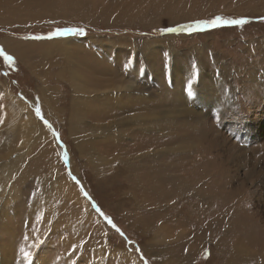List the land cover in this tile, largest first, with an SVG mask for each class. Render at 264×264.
<instances>
[{"label": "rangeland", "instance_id": "rangeland-1", "mask_svg": "<svg viewBox=\"0 0 264 264\" xmlns=\"http://www.w3.org/2000/svg\"><path fill=\"white\" fill-rule=\"evenodd\" d=\"M40 2L0 3V49L18 62L15 70L0 62V264H24L21 247L31 253V264H231L220 246L232 248L236 236L221 237L218 246L208 233L219 232L220 211L232 212L221 227L232 220L244 226L253 216L264 227V161L252 166L264 155V0H77L78 9L58 0ZM180 4L184 10L173 11L181 14H171ZM229 15L246 23L203 33L167 31ZM60 22L94 29L84 36L34 38ZM109 29L165 33L120 36ZM8 40L10 48L1 43ZM189 80L194 96L204 97L196 102L183 93L192 113H170L164 120H175L181 137L193 131L189 142L181 139L172 148L192 145L200 156L178 165L196 174L191 168L198 157L218 172V153H247L235 164H220L227 200L219 196L207 210L190 182L159 181L168 199L157 200L152 192L143 197L130 170L120 171L117 162L95 170L85 153L107 162L113 154L140 150L138 128L121 123L141 115L143 96L152 115L162 117L155 101L177 92L174 85L186 88ZM253 85L255 98L248 95ZM168 101L162 105L170 108ZM183 118L192 120L189 127L178 122ZM123 136L121 145L108 141ZM243 239L247 244L248 236L238 241Z\"/></svg>", "mask_w": 264, "mask_h": 264}, {"label": "bare ground", "instance_id": "bare-ground-1", "mask_svg": "<svg viewBox=\"0 0 264 264\" xmlns=\"http://www.w3.org/2000/svg\"><path fill=\"white\" fill-rule=\"evenodd\" d=\"M6 1L7 0H0V3L6 2ZM158 1H160V0H158ZM35 2L41 3L40 0H35ZM76 3H77V0H58V2H57V4H59V5L65 6V4H67L68 6L71 5L73 8L78 9L77 8L78 5H76ZM181 7H182V4H180L179 7L176 6V7L171 8L170 13L175 15V16H177V14L180 15L182 11L179 12V11H173V10L174 9L180 10V9H182ZM182 10H184V9H182ZM89 11L91 12V8H89ZM72 12L75 15L78 14L77 10L72 11ZM133 17H134V19L136 18L135 16H133ZM128 20L130 21V19H128ZM8 42H9V40L6 42L2 41L1 43L5 47L10 48L8 46ZM16 50L20 51V49H16ZM19 56H21V55L19 54ZM192 81L193 80H191V82ZM193 87H195V86H192V88ZM174 88L176 89L177 92H175V93L173 92L172 96H170V95L168 96L166 94L161 95V97L155 101L154 108H155V106H156V108L154 111L156 113H159L160 115H163L162 117H157L155 115H152V111H151L152 109L150 108V103H148L146 101V97L143 96V99H144V100L142 99L143 103L141 104V106H139L140 108L138 107V109H140V110L142 109L141 115L138 116L137 119H127V120L124 119L126 121L121 123V125L126 124L124 126H121V128L125 127V126H129V125H132L133 127L138 128L135 131L137 133V137H138V139H143V145L141 146L140 150H137V151H131V149L129 151L125 150L126 154L124 153V155H122L123 157H121V153L120 154H113L110 158H108L107 162H105V160H104L105 158H103V159L101 158L102 156L101 157L99 156L100 160L98 162H95L94 156L90 155V153H88V152H85L86 157L88 159H91V162H93L96 165L95 170L100 169V167H102L100 165H104L107 167L109 165H114V164H112L113 162L114 163L117 162V164H119V166H120L119 170L120 171H123L125 168L130 170L131 172H130L129 177H131L132 182L135 184L134 186L143 187L142 188L143 192H144L143 197H148L147 194H150L152 192L151 195L153 196V198H155L157 200L158 199L164 200L165 198H167V197H162V191L158 189V187H160L159 181L164 182V181L170 180L172 182H176V181L182 179L185 182H190V184H193V187H194L191 189L192 195L198 199L200 206H202L203 209L207 210L210 208V206L213 202V199H216L217 197L220 196L221 200H223V201L227 200L226 199L227 193H225V190L228 187L227 186L228 183H226L227 176H226L225 172H223V170L220 168V164H224L225 162H227V165H228V164H230V162L234 163L235 161L236 162H238L239 160L242 161L244 156L247 153H245V151H243L244 149H242L238 153H231L230 152L231 154L226 155V156H222L224 153L223 154L218 153L219 159L223 162V163L219 162L218 172L215 171V167L217 165H214L213 162H211V163H208L206 166V164H203V161L198 160V157L195 160L196 161L195 168H191V169H195L194 171L197 172L196 174H192L191 173L192 171H189L187 173L188 167H186V166H183V167L179 166L178 163L181 160L189 161L192 156H195L196 152H193V149H191L192 145H189V146L187 145V147L181 146V148L177 147L176 149L172 148V144H174L176 142H180L181 139H183L184 142H186V140L189 142L190 141L189 137H191L190 134H193V131L191 130V133L189 135H185V136L181 137L179 131L178 130L175 131L176 130V127L174 126L175 120H170L169 118L168 119L170 121L164 120L165 119L164 116L165 115L169 116L170 113L174 115L177 112H179L181 114L184 112L183 114H185V112L187 110L192 113V111L190 109H187L188 108V100H186V98L184 97V94H183V93H187L186 91H184L186 88L179 90L180 88L178 85H174ZM253 88H254V85L252 86L251 90H249L248 95H249V97L255 98L258 96L259 93L256 92ZM201 92H202V89H201ZM192 95H193V97H195L196 102H198V100H200V97L202 96V95L198 96V97L194 96L195 95L194 92H192ZM220 95L222 96V94H220ZM202 97H204V96H202ZM168 100H170V102H172V104H173L170 108H168L167 105H162V104L169 103ZM4 103H5V101H4ZM199 103H201V102H199ZM20 105H18V106H20ZM115 105L117 106V102L115 103ZM160 105H162V106H160ZM157 106H159V107H157ZM220 106H222V105H220ZM165 107H167L168 110H166ZM10 108H11V106H10ZM19 108H23V106L21 105ZM180 121H183V123L189 127L190 121H192V120L189 121V120H185L183 118L182 120H179L178 122H180ZM115 123H116V121H115ZM188 127H187V131L190 129ZM86 132H88V130ZM91 132H92V130H91ZM148 134H150V136H148ZM207 134H208V131L205 130L203 132L202 136L205 137ZM77 136H78V134H77ZM218 137L219 136H216L213 139L212 142L214 144H215L216 139ZM126 138H127L126 136L121 137V139L108 138V141L113 139L114 142L116 141L119 143L120 142L119 140H123V143H125L124 140H126ZM205 139H206V137H205ZM221 141L222 140H220V143H221ZM85 143H86V141H85ZM114 144H116V143H114ZM114 144L108 143L107 147L111 148L112 145H114ZM119 145H121V144L119 143ZM173 150H180V151L185 150V151L181 152V154H171V151H173ZM86 151H87V149H86ZM199 153L200 152H197L196 154H198V156H200ZM162 155H165V157H162ZM146 157L150 158V160H151L150 163L152 164L151 166L147 165L148 161H147ZM167 159L170 160L171 164L166 162ZM260 160L261 161L253 162L252 166L256 167L258 164L263 163L264 155L262 157H260ZM153 162H156V164L153 165ZM103 163H105V164H103ZM105 169H107V168L105 167ZM146 169L148 171H144ZM179 169L181 170V172L183 174L179 171ZM253 171L254 170H251V172H253ZM251 172H248L249 173L248 176L251 175ZM109 173H112V171H110ZM251 177H253V176H251ZM211 186H212V189L210 190ZM208 190H210V191H208ZM173 192L174 191H170V196H172ZM180 192L182 193V190H180ZM196 193H198V194L196 195ZM134 198H136V197L134 196ZM155 202L152 201L153 205L158 204V203L156 204ZM262 206H263V202H262ZM72 208H73V206H72ZM211 211L213 212L214 210H211ZM216 212H218V211H215L214 213H216ZM231 214H232L231 209L226 208L225 210H221L218 216L223 217L222 222H225L226 220L224 219V217H227ZM150 220H151V218H150ZM222 222L217 227L219 229L218 233H215V235H213L210 232H208V233L212 237L214 236V238H216V242H217L218 246H220L218 239H221V237L224 236V237L230 238L233 235L236 236L234 238V240H233V238H230V241H232L231 242L232 248L228 249V248L220 246V248L222 250H224V253L226 256L225 258L227 259V263H231V264H259L260 263L259 258L261 259L262 262H264V229H263L264 227L263 228L261 227V225H260L261 222H259L258 219H256V216L251 217L250 222H247V224H244V226L239 221H237V224H236L232 220L230 222V224H229V222H227L228 224L221 227ZM257 227H260V230L258 232L256 230ZM240 229L246 230V233L244 234V231H242L240 233ZM247 236H248L247 244L244 243L245 239L238 241V238L247 237ZM185 239H187V238H185ZM232 251H233V253H232Z\"/></svg>", "mask_w": 264, "mask_h": 264}, {"label": "trees", "instance_id": "trees-1", "mask_svg": "<svg viewBox=\"0 0 264 264\" xmlns=\"http://www.w3.org/2000/svg\"><path fill=\"white\" fill-rule=\"evenodd\" d=\"M223 17L225 20H231L230 18V15L229 16H221ZM215 18V17H214ZM214 18H208V19H205V20H200V21H208V20H211V19H214ZM198 21H195V22H191V23H185L183 25H186V24H194ZM182 25H178L176 26L175 28L173 29H176V31L174 32H186V33H203L204 31H207V30H211V29H218V28H221V27H226L228 25H223V26H219V27H215V28H212V27H204L202 29H196V30H193V31H188L186 29H183L181 27ZM232 26V25H231ZM98 28V27H97ZM68 29H83V35H80V36H84L86 34H88L91 30H93L94 28H90L89 26L85 25V24H68V23H62L60 22V24H53L52 25V28L50 30H48L45 35H42V36H39L41 34H38L37 36L41 37L42 38H49V37H59V36H64L66 34H74L76 35L74 32H69L67 31ZM96 29V28H95ZM101 29V28H100ZM58 33H63V35H59ZM108 33H111V34H114V35H120V36H125L127 34H131V33H134V34H138L140 36H153L154 34H162V33H165V31H161V30H156V31H148V32H138L136 33V31H132V30H126V29H109L108 30ZM1 50V49H0ZM3 61L2 63L4 65H6V69H10V70H15V67L14 65H18V62L16 61L15 58H13V63L11 65H9L6 61H4L3 59V56L0 55V62ZM58 138V137H57ZM59 139V138H58ZM64 162L65 164H67V159L64 157Z\"/></svg>", "mask_w": 264, "mask_h": 264}, {"label": "snow or ice", "instance_id": "snow-or-ice-1", "mask_svg": "<svg viewBox=\"0 0 264 264\" xmlns=\"http://www.w3.org/2000/svg\"><path fill=\"white\" fill-rule=\"evenodd\" d=\"M261 19L264 20V17H261ZM245 23H246V21L243 19L225 20L223 17L216 16L214 19H211L208 21H198L194 24L182 25L181 27L183 29L188 30V31H193L196 29H202L206 26L215 28V27H219V26H223V25H242ZM67 31L74 32L76 35H83V29H68ZM167 31H176V29H167ZM58 34L63 35V33H58ZM34 38L40 39L41 37H34ZM0 55L3 56L4 61H6L9 65H11L13 63V57L11 55H8L3 50H0ZM185 91L187 92V94L189 96L192 95V82H191V80L188 81V86L186 87ZM36 115L37 116L40 115V109L39 108L36 109ZM45 123L47 124V121H45ZM56 135H58V134L54 133V136H56ZM69 175H71V174L69 173ZM73 179H75V177H73ZM101 215H103V213H101ZM104 218L107 221V223L110 224L117 232H120V229L116 227V225L112 222V220L110 218H108L107 216H105ZM120 234L123 235L122 232H120ZM24 239L27 240L28 237L25 236ZM20 252L22 254L24 264H31V260H32L31 253L26 251L23 247L20 248ZM141 259H143V257H141ZM145 264H147V261H145Z\"/></svg>", "mask_w": 264, "mask_h": 264}]
</instances>
